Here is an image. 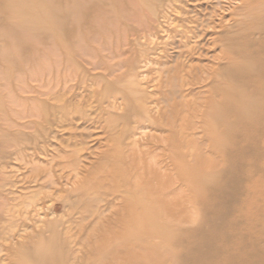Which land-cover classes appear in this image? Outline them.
Segmentation results:
<instances>
[{
  "label": "bare ground",
  "instance_id": "1",
  "mask_svg": "<svg viewBox=\"0 0 264 264\" xmlns=\"http://www.w3.org/2000/svg\"><path fill=\"white\" fill-rule=\"evenodd\" d=\"M43 66L49 136L85 144L100 123L110 137L86 168L91 193L67 204L112 235L100 258L264 264V0H0V91ZM14 97L0 94L3 114H18ZM30 124L1 130V156L26 152ZM12 187L0 177V197ZM184 187L197 230L178 221ZM39 207L29 235L0 219V264H88Z\"/></svg>",
  "mask_w": 264,
  "mask_h": 264
},
{
  "label": "rangeland",
  "instance_id": "2",
  "mask_svg": "<svg viewBox=\"0 0 264 264\" xmlns=\"http://www.w3.org/2000/svg\"><path fill=\"white\" fill-rule=\"evenodd\" d=\"M36 73L39 74L36 78V75L33 77L28 75L25 84L21 83L19 89L10 82H4L5 88L0 91L4 97V104H8L9 97L13 96L14 92L16 94L14 98L20 99V105L16 107L18 114L8 112L5 115L0 110V132L8 129L15 131L16 128L12 127L15 123H31L30 126L21 129L25 136L17 140L26 152L9 157L2 155L4 158H1L0 154V166H2L0 175L14 181V187L11 188L13 195H8V200L0 197V219H7V224L14 225L15 234L25 227L27 233L23 235H29L39 229L38 217L31 211L34 207L40 206L49 224L62 223V226L70 227L67 235L76 241L77 248L82 251V254L90 256L88 264H122L113 262L111 256H108V259L100 258L116 247L114 241H110L113 239L112 235L103 236L101 232L97 233L91 229L95 216L77 213L67 208L68 202L69 206L73 205L75 199L91 193L88 180H85L86 168L92 169L91 167L95 166L94 162L100 158L105 147H108L110 137L106 138L103 135L104 124L100 123L91 124L92 138L84 139L85 144L79 137L71 138L66 134L57 138L49 136L45 128L44 103L41 102L47 99L48 89L44 81L46 71L38 70ZM14 84L16 86V83ZM30 97L33 100L28 101L26 98ZM12 150L13 148L7 149L6 153ZM55 180L56 184H53ZM189 188L181 189L177 197L180 202V220L178 221L183 230H197L201 226L203 216L199 208L188 201V197L191 196ZM68 194L73 197L71 200ZM102 198L104 201L100 204L103 206L108 203V200L113 199L107 195ZM83 203H85L84 200L81 201V204ZM143 262V264H152Z\"/></svg>",
  "mask_w": 264,
  "mask_h": 264
}]
</instances>
